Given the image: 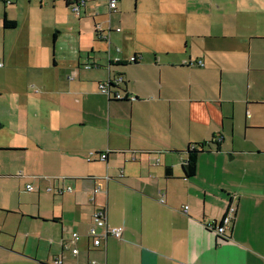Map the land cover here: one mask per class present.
Returning <instances> with one entry per match:
<instances>
[{
    "label": "crops",
    "instance_id": "crops-1",
    "mask_svg": "<svg viewBox=\"0 0 264 264\" xmlns=\"http://www.w3.org/2000/svg\"><path fill=\"white\" fill-rule=\"evenodd\" d=\"M89 23L107 56L83 52ZM2 33L0 264H264V0H0ZM119 76L126 98L100 91ZM98 208L123 234L95 247Z\"/></svg>",
    "mask_w": 264,
    "mask_h": 264
},
{
    "label": "built area",
    "instance_id": "built-area-1",
    "mask_svg": "<svg viewBox=\"0 0 264 264\" xmlns=\"http://www.w3.org/2000/svg\"><path fill=\"white\" fill-rule=\"evenodd\" d=\"M3 1H8V2H12V0H3ZM36 1H45V0H36ZM47 1H63L65 3H67L70 7V9L76 13L77 15H81L82 13V9L84 7H86V4L88 2V0H47ZM107 4H108V8L110 10V12H114L118 9V5L120 0H106ZM117 31H121L120 28L117 29ZM98 37L101 39H104L106 41L109 40V36L100 33V30H98ZM117 52H120V49L117 48L116 49ZM120 57L116 56L115 57V61H119ZM5 63L3 60L0 59V67H4ZM92 65L87 63L86 64V68H91ZM112 82V83H111ZM123 82V77L119 76L116 80H111L109 81V83H102L100 85V91L106 95H108V97H114L116 99H124L126 97H124L123 95H121L119 92H114L113 91V86L119 83ZM113 94V96H112ZM129 100H136L135 96H130L128 97ZM109 151L106 152H102V153H98L99 154V160L101 161H106V159L108 158V153ZM92 154L88 157V160L90 161L92 159ZM135 159V157H134ZM27 189L28 191H33L34 187L32 184L27 185ZM49 191H52V188H48ZM65 190L67 191H72V187L68 186L65 188ZM100 187H96L95 188V192L99 191ZM56 192L58 194H62L64 192V190L62 189H57ZM163 200V199H162ZM164 201V200H163ZM189 208L188 205H186L184 207V211H187ZM236 211V207L234 205H230L229 209H228V213L227 215L224 217L222 223L213 226L212 228L218 233V235L222 236V237H226V229L228 227V224H230L231 219H232V215L235 213ZM123 234V228L122 227H112L108 225L107 222V211L104 208H98L93 212L92 215V219L90 222V227L88 230V233L86 234V236L88 238H90V240L92 241L93 245L95 247H100L108 237L112 236L115 238H121ZM83 235H80L79 233H74L73 237L74 240H79ZM78 249H73L74 253H78ZM55 264H63V260L62 258L57 257L55 259Z\"/></svg>",
    "mask_w": 264,
    "mask_h": 264
},
{
    "label": "rangeland",
    "instance_id": "rangeland-1",
    "mask_svg": "<svg viewBox=\"0 0 264 264\" xmlns=\"http://www.w3.org/2000/svg\"><path fill=\"white\" fill-rule=\"evenodd\" d=\"M135 5V1L132 3V6ZM101 9H105L104 6H100ZM47 15L45 12H41L39 7H35V5H32L29 8V21L31 20L32 23H39L40 21H44L45 23L48 22V19H46ZM92 20V17H91ZM101 28V27H100ZM117 35V34H114ZM53 45V35L49 37V43ZM7 44L3 33L0 34V53L3 50L4 44ZM17 48V47H16ZM7 49H9V46L7 45ZM93 53H92V52ZM83 52L88 55L89 53L91 55H99V56H107V52H109V45L107 42L99 41L95 37V28L93 24L89 23L86 26V29L83 34ZM3 68H0V71H2ZM98 154V153H97ZM96 154V155H97ZM5 154H0V161L3 163L1 157H8L4 156ZM99 155V154H98ZM16 184L13 186L16 188L18 192H20L23 196V207H25V210L35 209V205H33V196L37 195L35 193H31L26 191V183L23 182L22 184H19L18 182H15ZM14 184V183H13ZM28 190V189H27Z\"/></svg>",
    "mask_w": 264,
    "mask_h": 264
},
{
    "label": "trees",
    "instance_id": "trees-1",
    "mask_svg": "<svg viewBox=\"0 0 264 264\" xmlns=\"http://www.w3.org/2000/svg\"><path fill=\"white\" fill-rule=\"evenodd\" d=\"M4 25L6 28H14L16 26V21L15 20H9L8 18H5ZM97 33H98V31H97ZM208 146H209V144L207 142H202V143L193 144V147H191V146L188 147V149L186 151L187 158H186V161L183 165L185 178H192L196 175L200 155L202 152L205 151V149ZM167 173H168V175H170L171 170L168 169Z\"/></svg>",
    "mask_w": 264,
    "mask_h": 264
}]
</instances>
